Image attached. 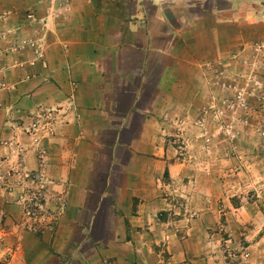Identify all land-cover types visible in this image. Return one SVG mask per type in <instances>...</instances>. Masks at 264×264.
Masks as SVG:
<instances>
[{
    "label": "crops",
    "instance_id": "crops-1",
    "mask_svg": "<svg viewBox=\"0 0 264 264\" xmlns=\"http://www.w3.org/2000/svg\"><path fill=\"white\" fill-rule=\"evenodd\" d=\"M261 48L264 0H0V264H227L207 114Z\"/></svg>",
    "mask_w": 264,
    "mask_h": 264
},
{
    "label": "rangeland",
    "instance_id": "rangeland-1",
    "mask_svg": "<svg viewBox=\"0 0 264 264\" xmlns=\"http://www.w3.org/2000/svg\"><path fill=\"white\" fill-rule=\"evenodd\" d=\"M259 53L264 58V48ZM259 71L264 73L258 67L254 74L261 80ZM263 73L260 76H264ZM240 88L244 91L243 97L233 100L234 97L231 98L228 92L224 93L216 101L214 116L208 118L207 114V119L211 122L209 127L216 128L220 131L218 135H222V145L218 149L222 186L239 194L233 198L223 189L224 196L226 199L232 198L234 205L253 204V211L249 212L252 219L251 224L237 227L233 221L225 222L227 215L221 223L216 224V228L222 231L224 241H227L223 248L227 264H264V243L257 248L247 249L251 243L264 238V82ZM207 111L211 113L212 109ZM5 184V177L0 175V191L5 189ZM34 196L39 197L38 193ZM29 209L35 213L33 205ZM235 234L241 241L230 236Z\"/></svg>",
    "mask_w": 264,
    "mask_h": 264
},
{
    "label": "built area",
    "instance_id": "built-area-1",
    "mask_svg": "<svg viewBox=\"0 0 264 264\" xmlns=\"http://www.w3.org/2000/svg\"><path fill=\"white\" fill-rule=\"evenodd\" d=\"M29 18H32V16H29Z\"/></svg>",
    "mask_w": 264,
    "mask_h": 264
}]
</instances>
